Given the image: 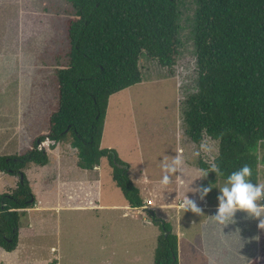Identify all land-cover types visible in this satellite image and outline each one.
Here are the masks:
<instances>
[{
  "label": "rangeland",
  "instance_id": "rangeland-1",
  "mask_svg": "<svg viewBox=\"0 0 264 264\" xmlns=\"http://www.w3.org/2000/svg\"><path fill=\"white\" fill-rule=\"evenodd\" d=\"M179 9L177 63L168 69L143 53L142 82L110 96L104 123L101 146L117 151L140 188L145 207L126 204L106 158L95 171L82 170L68 139L59 145L63 162L56 169L57 148L46 141L42 146L49 163L30 164L24 170L38 205L20 213L18 247L13 252L0 247V264H154L161 231L153 225L151 213L179 233V264H248L257 257L264 264V224L259 226L264 218L240 210L225 225L213 218L226 178L211 168L204 177L187 172L186 185L178 190L176 172L168 173L169 184H161L163 164L175 156L194 166L201 158L212 166L218 153V141L204 137L196 143L185 130V100L197 90L196 2L180 0ZM70 10L68 0H0V156L26 153L33 140L48 130L50 112L58 101L56 69L65 65ZM19 118L23 128L14 123ZM257 153V183H264V143ZM13 182V176L0 172V194L13 189ZM89 182L91 187L80 190ZM198 184L213 187L205 207L198 199ZM62 185L69 188L63 191ZM177 191L194 200L201 213L173 205ZM66 195L71 204L60 198ZM52 247L57 251L52 252Z\"/></svg>",
  "mask_w": 264,
  "mask_h": 264
},
{
  "label": "trees",
  "instance_id": "trees-1",
  "mask_svg": "<svg viewBox=\"0 0 264 264\" xmlns=\"http://www.w3.org/2000/svg\"><path fill=\"white\" fill-rule=\"evenodd\" d=\"M65 65L56 69L57 105L48 130L24 154L0 156V172L18 177L0 194V247L14 251L20 213L36 204L24 172L46 165L43 143L70 140L77 166L93 170L103 158L128 205L145 206L127 165L113 148L101 146L110 96L143 80V53L171 69L180 54V0H68ZM194 45L197 90L185 100L183 122L196 143L218 141L213 164L224 178L247 164L257 182V149L264 143V0H195ZM198 167L208 170L201 158ZM160 229L154 264L178 263V237L171 224L150 214ZM166 231H169L165 234ZM248 264H259V257Z\"/></svg>",
  "mask_w": 264,
  "mask_h": 264
},
{
  "label": "clouds",
  "instance_id": "clouds-1",
  "mask_svg": "<svg viewBox=\"0 0 264 264\" xmlns=\"http://www.w3.org/2000/svg\"><path fill=\"white\" fill-rule=\"evenodd\" d=\"M182 164L183 160L179 156L172 158L171 162H164L165 174L161 180L162 186L171 182L168 173L176 172L182 167ZM211 172L220 176L224 175L223 170L215 163L212 165ZM206 175L207 172L201 177ZM251 176L252 168L247 164L227 175L226 182L219 188V194L216 198L218 207L213 218L218 223L225 225L230 221L232 222V218L238 210L246 212L253 218H264V183H253ZM212 188L210 184L197 189L199 198L203 200ZM181 206L184 211L191 210L193 213H201L196 202L186 196H184ZM261 224H264V219H261L259 226Z\"/></svg>",
  "mask_w": 264,
  "mask_h": 264
},
{
  "label": "crops",
  "instance_id": "crops-1",
  "mask_svg": "<svg viewBox=\"0 0 264 264\" xmlns=\"http://www.w3.org/2000/svg\"><path fill=\"white\" fill-rule=\"evenodd\" d=\"M24 99H25V95H24ZM23 110V107H21V106H19V115H21L22 114V111ZM24 110H27L26 108L24 109ZM21 117V116H20ZM17 118H18V116H17ZM8 119V121H10V119L9 118H7ZM16 125H17V127H22L23 128V121H22V119L21 118H19L18 120H16V122H14ZM61 143V142H60ZM60 143H57V144H54V149H56L57 148V150H58V152H57V150H56V156L58 157V158H56V156H55V160H54V162H55V164H56V169H58L59 168V166H60V164H61V162H63V158H62V153H63V149L61 150V148H60ZM53 150V149H52ZM48 155H49V153H48ZM49 161H50V156H49ZM49 163V162H48ZM47 163V164H48ZM46 164V165H47ZM28 166H30V164L28 165ZM27 166V167H28ZM40 166V165H39ZM43 166H45V165H43ZM26 167V168H27ZM97 167H99V166H97ZM209 169H211V168H209ZM208 169V170H209ZM83 170V169H82ZM91 171H95V168L93 169V170H91ZM190 171H195V172H197L198 173V175H199V177L200 176H202V174L204 173V171H206V170H202V169H200L197 165L196 166H194V165H192V164H188L187 163V161H185L183 164H182V167H180L177 171H176V173H177V179H178V187H177V190L179 189V187L181 188V187H183V186H185L186 185V180H185V178H184V174H186L187 172H190ZM203 171V172H202ZM1 173H3L4 174V172H1ZM5 174H7V173H5ZM130 175V174H129ZM11 176H13L14 177V182H13V184L15 185L14 187H16V185H17V182H18V180L17 179H15L17 176H14V175H11ZM146 177L147 176H145L144 177V180L146 179ZM201 179V178H200ZM91 180V179H90ZM200 182H201V186L203 185V182H202V180H200ZM199 182V183H200ZM64 183V182H63ZM257 183V182H256ZM65 184V183H64ZM135 184V183H134ZM63 186V185H62ZM85 186H89V187H91L92 185H91V182H89L87 185L86 184H83L82 186H80V190L81 189H84L85 188ZM138 187V186H137ZM143 188H145V187H147V185L145 184V185H143L142 186ZM63 191H64V188H69V186H66V185H64L63 187ZM118 188V187H117ZM139 188V187H138ZM200 188V185L198 184V189ZM119 189V188H118ZM140 189V188H139ZM152 190H153V187H152ZM149 191V192H153V191ZM157 190V187L155 188V190L154 191H156ZM9 191V190H8ZM147 191H148V189H147ZM140 193H141V190H140ZM176 194H177V196H178V198H176L177 200H176V204H173V205H175L178 209H181L182 208V206H181V203H182V201H183V199H184V197L183 196H180L179 194H178V191L176 192ZM59 195V194H58ZM142 195V194H141ZM60 196V195H59ZM70 197H71V194L69 195ZM64 197H66L68 200H67V204L70 202V204H71V200L68 198V196L66 195V196H62V197H60V198H64ZM72 199V198H71ZM125 199V198H124ZM198 199H199V201L202 203V204H205V205H203L204 207L205 206H207L208 204V201H209V197H205L203 200H201L200 198H199V193H198ZM144 200V199H143ZM126 201V200H125ZM144 202L146 203V201L144 200ZM36 204L38 205V202H37V198H36ZM36 204L34 205V207L36 206ZM126 204L128 205V203L126 202ZM147 206V205H146ZM34 207H32V208H34ZM143 207H145V206H142V207H140V208H138V209H140V210H142L141 208H143ZM132 208V207H131ZM28 209V208H27ZM26 209V210H27ZM25 211V210H24ZM155 214V213H154ZM153 223V222H152ZM154 225V224H153ZM156 226V225H155ZM158 227V226H157ZM19 234H20V229H19ZM176 234V233H175ZM177 235V237H178V260H179V256L181 257L182 256V248L180 247V238H179V233L178 234H176ZM159 236V235H158ZM158 236H157V238H158ZM157 238H156V245H157ZM18 244H19V242H18ZM260 244H261V239H260ZM156 245L154 246V248L156 247ZM18 247V246H17ZM261 248H262V246H261ZM17 249V248H16ZM15 249V250H16ZM14 250V251H15ZM52 252H56L57 251V249L55 248V247H52ZM154 251H155V249H154ZM261 251V250H260ZM13 252V251H12ZM260 254V253H259ZM196 255H198V252L196 251ZM178 263H179V261H178Z\"/></svg>",
  "mask_w": 264,
  "mask_h": 264
},
{
  "label": "water",
  "instance_id": "water-1",
  "mask_svg": "<svg viewBox=\"0 0 264 264\" xmlns=\"http://www.w3.org/2000/svg\"><path fill=\"white\" fill-rule=\"evenodd\" d=\"M169 231H166L165 234H167Z\"/></svg>",
  "mask_w": 264,
  "mask_h": 264
}]
</instances>
